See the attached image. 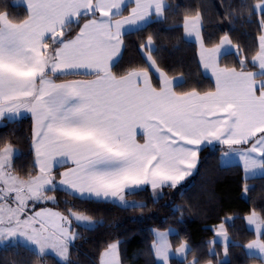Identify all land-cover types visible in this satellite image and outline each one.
<instances>
[{
    "label": "snow or ice",
    "instance_id": "obj_1",
    "mask_svg": "<svg viewBox=\"0 0 264 264\" xmlns=\"http://www.w3.org/2000/svg\"><path fill=\"white\" fill-rule=\"evenodd\" d=\"M23 7L21 23L3 7L0 15V121H28L26 134L15 138L28 145L33 183L17 188L13 175L17 165L16 153L21 149L14 142V133L0 138V241L24 243L39 258L55 254L57 264H71V249L81 233L73 225H103L97 218L75 205L61 207L49 192L58 189L70 192L78 200L96 203H127L124 193L129 188H151L154 199L157 190L169 187L177 190L198 171L199 148L193 150L185 143L201 145L204 139H217L226 150L220 159L231 153L239 154L238 167L243 175V192L250 191L248 174L264 169V78L252 73V82L237 86L226 80L219 99H233L234 104L219 111L228 113L221 122L194 120L177 112L168 119L164 130H150L144 143L130 132L132 122L125 123L124 113L129 104L130 88L111 71L123 53L121 37L131 26L145 20H168V0H19ZM131 5V7H129ZM17 8V3L10 5ZM173 15L172 26L194 38L197 63L214 68L217 51L231 42V27L237 16L252 20L251 35L261 55L256 63L264 71V0H220L218 12V42L208 45L205 35L207 17L205 6L196 3L180 8ZM120 16L122 19L114 20ZM16 20V23L10 21ZM158 30L154 29L137 45L147 61V74L130 68L128 74L137 84L144 79L145 87L153 77L165 83L168 73L160 68L151 55ZM245 56L241 60L243 65ZM173 79H175L173 77ZM139 126V125H137ZM146 126V125H145ZM210 128H214L208 136ZM227 138L224 133L229 131ZM138 135V133H137ZM178 137L179 139H174ZM70 164V168H65ZM115 164L114 167H100ZM135 206L143 209L145 202ZM223 215L216 222L204 224L211 233L205 243L208 255L214 254L217 240L223 241L224 254H229L227 241L229 225L243 219L251 233L242 247L255 250L264 264V208L255 207L236 212L220 206ZM181 212L176 223H183ZM207 215V214H205ZM166 222V218H165ZM153 235L148 253L153 264H173L179 257L182 264H199V246L185 236L174 246L170 233L180 235L172 226L152 227ZM98 250L95 264H125L122 246L126 238L114 234ZM191 256V259L189 257ZM206 264H214L208 260Z\"/></svg>",
    "mask_w": 264,
    "mask_h": 264
},
{
    "label": "trees",
    "instance_id": "obj_2",
    "mask_svg": "<svg viewBox=\"0 0 264 264\" xmlns=\"http://www.w3.org/2000/svg\"><path fill=\"white\" fill-rule=\"evenodd\" d=\"M13 0H0V14L3 7L8 6L10 14L16 20L22 22L25 17L21 15L23 7L12 8ZM238 2V0H237ZM201 3L205 6L207 24L205 35L208 45L218 42L219 25L218 12L220 11V0H168V20H156L147 24L144 28L129 32L123 36L124 50L120 59L113 65L111 71L116 77L128 74L130 68L137 70H148L140 49L137 47L148 32L157 29L158 38L152 56L158 62L160 68L167 70L169 77L182 76L183 82L174 88L175 93L184 94L190 91L206 93L214 90V84L210 78L205 76L197 63L196 46L186 41L182 29L172 26L173 15L179 14L180 8ZM16 20L11 22L16 23ZM254 30L252 20L247 16H237L231 27V42L236 48V53L223 55L219 65L225 68H232L238 71L255 72L256 66L252 63L253 57L258 53L251 35ZM247 57L242 65L241 60ZM264 78V75L259 76ZM154 86H158L154 81ZM3 122V121H2ZM28 121L20 123L15 121L0 124V138L10 133L17 147L21 149L16 153V170L13 172L19 178H33L30 160L27 156L28 145L15 138L26 134ZM223 148L203 147L199 150L198 171L190 178L184 188L177 189L163 188L158 200H155L150 188H141L128 192L124 197L130 201L145 202L146 206L141 209L135 205L122 207L113 203H96L89 200H78L67 191L58 189L56 192H49L55 195L61 203L62 209L68 205H75L79 210H84L97 218L103 217V225H95L92 228L74 226L75 230L81 233L71 249V264H95L98 260V250L106 240L115 238L114 234L126 238L128 241L122 246V259L125 264H153L155 257L148 253V245L153 239L149 231L152 227L167 228L172 226L180 231L170 235L174 246L185 236L190 238L194 246H199L197 255L200 257L199 264H206L208 260L214 264H260L259 259L248 256L242 245L246 240L251 239L250 230L246 227L245 221L236 218L229 225L230 242L228 244L229 254L225 261H221L223 246L216 243L214 254L208 255V245L205 241L211 237L210 232L203 229L204 224L216 222V215H223L220 206L236 212H246L255 207L257 211L264 208V176L247 179L250 191L243 192L241 179L243 173L238 165L223 167L220 164V155ZM65 201L68 205H65ZM175 205H180L183 212V223H176L181 217V212H173ZM207 214V215H205ZM166 218V222H165ZM191 259V256L189 257ZM58 260L53 256L39 258L28 247L17 245H5L0 247V264H57ZM173 264H182L180 260L173 258Z\"/></svg>",
    "mask_w": 264,
    "mask_h": 264
},
{
    "label": "crops",
    "instance_id": "obj_3",
    "mask_svg": "<svg viewBox=\"0 0 264 264\" xmlns=\"http://www.w3.org/2000/svg\"><path fill=\"white\" fill-rule=\"evenodd\" d=\"M13 2L17 3V6L22 7V5L19 3V0H13ZM129 7H131V5ZM0 15H3V13H1ZM113 19L120 20L122 19V17L117 16L114 17ZM154 20L155 19H148L145 20L144 23L142 24L131 26L125 30V34L144 28L147 24H149ZM10 23L13 22L10 21ZM183 37L186 41L194 43L197 48V44L195 43L194 38L188 37L186 34H183ZM121 39L123 40V37H121ZM154 49H155V45L151 49V55ZM236 52L237 51L235 46L232 44V42H230L229 44L225 45L222 49L217 51L216 53L217 63L214 68H206L205 66L199 64L202 73L208 78H210L214 84V90L206 93H198L195 91H190L184 94L175 93L174 88L183 82L182 76H174L175 79H173V77L168 76L167 81L165 83L163 84L157 83L158 86L156 87L153 84V78L154 81H156L155 77L152 78L150 85L148 87H145L143 78L141 79V82L137 84L135 79L131 77L129 74L122 77H116L118 80L122 78L123 82L127 84L130 88V95H129L130 102L127 105V111L124 113V121L125 123L132 122L130 126V132L133 136H135V139L139 143H144L148 138V132L150 130L163 129L165 134L171 135V133L167 132V128L171 125V122L168 119V117H170L172 114L177 112L185 113L188 116H190L192 119L197 121L199 120H205L210 122L223 121L227 115H229L232 111L235 110L234 108H229L228 113L219 111V109L228 108L230 104L235 103V101L231 98L225 100L219 99L220 89L223 88L225 81L232 80L235 82V84L238 87L248 85L252 82L253 72L238 71L232 68H225L219 65V60L223 55L236 53ZM121 55L118 57V59L115 60L114 64L120 59ZM141 55L145 60L144 55L142 53ZM260 55L261 53L260 51H258V53L252 59V63L257 68V70L255 71L257 77L264 75V71H260L259 66L256 63ZM145 62L147 64L146 60ZM138 71L147 74L149 69L138 70ZM213 131L214 128L209 129L208 131L209 137L212 135ZM230 131L231 129L229 128V131L224 133L225 138H227ZM174 139H179V138L174 137ZM206 146L223 148L224 150H226L225 146L222 145L220 141L215 138L213 139L206 138L202 141L201 145L199 146L192 145L190 143H185V147L192 148L193 150L197 148H199L200 150L201 148ZM239 159H240L239 154L233 152L229 157L220 159V164L223 167L238 165ZM99 166L114 167L116 165L102 164ZM64 167L70 168L71 165L65 164ZM262 176H264V169H257L253 172H250L248 174L247 179L262 177ZM141 188L144 187L129 188L124 193V195L128 192H133ZM156 192L159 191L157 190ZM125 201L127 202L126 204L117 203V202L115 203L122 207L132 206L130 205L131 203L130 200L125 198ZM229 242H230V238L228 239L227 244H229ZM216 243L223 245V249H224L223 241L218 239ZM245 252L248 256H252V257L258 256V253H256L255 250H248V251L245 250ZM222 258H223L222 261H225L227 259V255L224 254V250H223Z\"/></svg>",
    "mask_w": 264,
    "mask_h": 264
},
{
    "label": "rangeland",
    "instance_id": "obj_4",
    "mask_svg": "<svg viewBox=\"0 0 264 264\" xmlns=\"http://www.w3.org/2000/svg\"><path fill=\"white\" fill-rule=\"evenodd\" d=\"M1 123H3L2 121L0 122V124ZM14 175V174H13ZM16 176V175H15ZM0 178H3V173L2 172H0ZM32 183H33V178H30V179H22V178H19L18 177V180H17V183H16V187L17 188H24V187H30L31 185H32ZM152 191V190H151ZM159 192H156L155 193V196H157V197H159L160 195H161V192L162 191H160V190H158ZM49 195V194H48ZM152 195H153V197H154V194H153V191H152ZM49 196H55V195H49ZM56 198V197H55ZM137 203L136 202H134V201H131V203H130V205H136ZM74 226H76L75 225V223H74V225H73V227ZM77 226H79V225H77ZM95 226V224H90V225H82L81 227H85V228H92V227H94ZM172 234H174V233H170V235H172ZM17 244H21V245H24V246H26V247H28L29 248V246H27V245H25L24 243H17L15 240H3V241H0V247H3V246H5V245H17ZM223 246V245H222ZM30 249V248H29ZM223 255V254H222ZM50 256H53L55 259H59L58 258V256H56L55 254H53V255H50ZM175 259H178V260H180V258L177 256V257H174ZM223 259V258H222ZM222 259H221V261H222Z\"/></svg>",
    "mask_w": 264,
    "mask_h": 264
}]
</instances>
